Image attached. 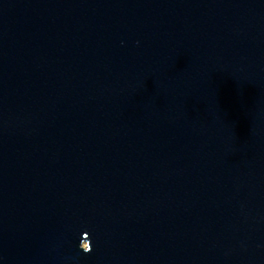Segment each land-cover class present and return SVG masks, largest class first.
Masks as SVG:
<instances>
[{
    "label": "water",
    "instance_id": "water-1",
    "mask_svg": "<svg viewBox=\"0 0 264 264\" xmlns=\"http://www.w3.org/2000/svg\"><path fill=\"white\" fill-rule=\"evenodd\" d=\"M0 264H264V0H0Z\"/></svg>",
    "mask_w": 264,
    "mask_h": 264
},
{
    "label": "clouds",
    "instance_id": "clouds-1",
    "mask_svg": "<svg viewBox=\"0 0 264 264\" xmlns=\"http://www.w3.org/2000/svg\"><path fill=\"white\" fill-rule=\"evenodd\" d=\"M79 248L85 254H88L92 251V245H91L90 237H89V234L87 232H84L83 238L81 239V241L79 243Z\"/></svg>",
    "mask_w": 264,
    "mask_h": 264
}]
</instances>
